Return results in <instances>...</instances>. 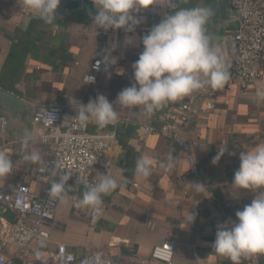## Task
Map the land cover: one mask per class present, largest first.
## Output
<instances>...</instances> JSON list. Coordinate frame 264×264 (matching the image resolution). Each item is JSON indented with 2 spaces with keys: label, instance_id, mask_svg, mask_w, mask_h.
<instances>
[{
  "label": "crops",
  "instance_id": "obj_1",
  "mask_svg": "<svg viewBox=\"0 0 264 264\" xmlns=\"http://www.w3.org/2000/svg\"><path fill=\"white\" fill-rule=\"evenodd\" d=\"M212 1L156 0L157 4L136 13L141 23L134 32L109 29L103 35V30L93 23L92 1L61 0L55 23L46 24L25 6L24 0H0V87L14 92L31 106L26 123L20 122L15 127H2L0 123V142L7 143L6 152L13 162L11 174L0 178V188L28 185L36 193H48L51 184L63 176L54 172L47 178H34L49 147L48 143L37 140H31L26 146L21 144L26 129L31 135L41 131L32 121L35 103L74 96L87 104L98 94L114 103L122 89L135 83L132 65L143 50L141 37L166 13L175 10L165 5L174 3L177 9L204 7ZM238 21L236 16L217 18L206 25L211 43L221 47L226 62L234 54L233 34ZM126 36L133 39L132 44L125 43ZM105 54L116 59L115 64L111 63L113 71L98 72L95 82H84L82 77L91 61L103 60ZM259 73L253 83L226 81L210 98V108L177 129V134L192 148L199 169L197 176L190 171L187 158L173 138L147 131L145 125L159 127L176 120L177 107L203 88L166 103L152 115H147L143 106L126 108L114 103L118 117L125 120L113 128L88 122L92 131L114 130L115 138L107 154L110 162L107 173L117 180V189L102 196V215L91 225L92 207L74 206L82 199L87 186H79L69 179L52 218L45 223L49 238L33 242L20 253L14 246H8L4 254L10 264H85L94 256H99L103 264H165L153 259L150 253L153 246L169 239L174 240L170 264H233L230 259L215 254L211 233L214 227L235 221L233 214L237 209L243 210L256 192L264 191L231 186L240 153L264 144V100H258L255 95L257 87L264 85V55ZM66 114L71 117L75 111L68 110ZM222 145L227 151L213 164ZM33 150L40 153V162L23 159ZM169 154L176 159L174 166L165 170L160 164L167 162ZM141 156L154 161L148 178L135 174V161ZM107 173L98 166L90 168L92 185L99 181L100 174ZM191 183H201L205 188L196 192ZM188 211L196 213V218L188 227L181 228V217ZM13 217L9 211L0 210V224ZM193 224L202 230L196 231L191 227ZM58 244L73 253L72 262L50 259L48 252ZM256 257L258 264H264V255ZM252 259L242 257L241 264H251Z\"/></svg>",
  "mask_w": 264,
  "mask_h": 264
},
{
  "label": "clouds",
  "instance_id": "obj_2",
  "mask_svg": "<svg viewBox=\"0 0 264 264\" xmlns=\"http://www.w3.org/2000/svg\"><path fill=\"white\" fill-rule=\"evenodd\" d=\"M60 2L24 0L25 6L38 14L46 24L55 23ZM92 3L95 5V12L91 13L95 25L102 30L124 29L127 33L134 32L141 23L136 13L157 4L156 0H92ZM165 6L175 10L166 13L158 24L141 37L143 50L132 65L135 83L118 93L115 105L126 108L143 106L145 113L152 115L166 103L180 100L205 86L221 88L230 78L225 54L219 45L211 43L206 31V25L214 15L212 9L203 6L177 9L174 3ZM125 43L132 44L133 39L126 36ZM101 62L115 64L116 59L105 54L103 61H97L98 70ZM255 95L258 100H264V85L257 87ZM114 103L98 94L87 104L79 103V110L74 117L81 125L90 121L99 127L114 125L118 121ZM49 115L55 119L53 114ZM31 140L32 135L26 129L21 138L22 146L28 145ZM225 151L227 148L222 145L212 163H218ZM23 159L37 163L41 161V156L33 150ZM175 159L173 154H169L167 162H161L160 167L171 169ZM239 162L231 186L239 190L264 189V144L242 151ZM153 164L150 157H139L135 161V174L143 178L150 177ZM12 169L10 155L0 150V178L9 176ZM69 179L68 175H64L53 182L48 191L49 197L62 198ZM84 182L87 190L78 201V206L97 208L102 204V196L118 187L117 180L109 173L100 174L99 181L94 185H87L86 180ZM190 186L196 192L205 188L201 183H191ZM235 216V221L217 226L212 245L215 254L230 259L233 264H241L242 257L264 255V191L256 192L251 203L237 211ZM181 218V228H186L194 222L196 213L188 211ZM36 256L40 257L39 251ZM85 264H103V261L99 256H94L86 260Z\"/></svg>",
  "mask_w": 264,
  "mask_h": 264
},
{
  "label": "built area",
  "instance_id": "obj_3",
  "mask_svg": "<svg viewBox=\"0 0 264 264\" xmlns=\"http://www.w3.org/2000/svg\"><path fill=\"white\" fill-rule=\"evenodd\" d=\"M92 1V0H79ZM230 6L240 14L238 25L233 34L234 54L227 61L230 78L227 81L239 80L243 82H255L259 73V64L264 55V0H230ZM103 30V35L108 34ZM94 59L88 67V72L82 77L84 82L93 83L96 73H111L114 69L111 63L101 62L99 70ZM217 89V88H216ZM216 89L209 86L203 87L201 92L189 96L177 107V119L162 123L159 127L145 125L147 131H154L162 136L173 138L182 149L189 162L190 171L196 176L199 173L196 159L190 144L177 134L180 125L187 124L197 118L206 108H210V98ZM81 99L68 96L59 101L37 102L33 106L32 121L41 127V131L32 134V140L48 143L47 156L39 165L34 178L41 179L59 172L63 176L68 175L77 185H92L89 176L90 168L98 166L104 173L110 169L107 158L108 151L114 141V130L92 131L86 125H81L76 119V111ZM204 104V105H203ZM74 110L75 114L68 117L66 112ZM53 114L55 119L49 115ZM125 119L118 117L117 123L108 125L116 127ZM1 126L6 121L0 117ZM7 143L0 142V150L6 151ZM59 203V198L51 199L48 193H36L28 185H19L14 189L0 188V210L9 211L14 215L11 221H3L0 224V264H10L5 257L8 246H14L17 253L29 249L37 240H47L49 233L45 223L51 219L53 212ZM78 207V203H74ZM103 208H91L89 223L94 225L101 217ZM196 231H201L199 225H191ZM217 226L211 233V244L215 240ZM174 253V240L169 239L153 246L150 256L165 264H170ZM50 259L67 263L75 257L65 245L58 244L55 250L49 251ZM251 264H258L257 257H253Z\"/></svg>",
  "mask_w": 264,
  "mask_h": 264
},
{
  "label": "water",
  "instance_id": "obj_4",
  "mask_svg": "<svg viewBox=\"0 0 264 264\" xmlns=\"http://www.w3.org/2000/svg\"><path fill=\"white\" fill-rule=\"evenodd\" d=\"M204 7L210 8L214 12V15L210 18V22L217 18L221 20L234 16L240 18L239 12L230 6V0H214ZM30 113L31 106L21 97L12 91L0 87V116L5 118L6 127H15L20 122L26 123ZM17 119H20V121ZM239 210L241 209L238 208L237 211ZM233 217L236 218L235 213Z\"/></svg>",
  "mask_w": 264,
  "mask_h": 264
}]
</instances>
